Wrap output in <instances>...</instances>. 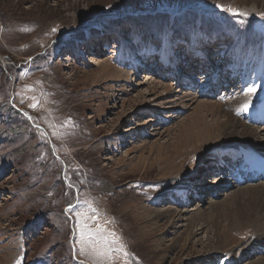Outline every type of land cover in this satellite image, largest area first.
Segmentation results:
<instances>
[{"label":"rangeland","instance_id":"1","mask_svg":"<svg viewBox=\"0 0 264 264\" xmlns=\"http://www.w3.org/2000/svg\"><path fill=\"white\" fill-rule=\"evenodd\" d=\"M227 70L208 96L202 74ZM262 97L264 0H0V264H264L263 236L233 213V194L264 181L226 186L212 156L234 143L189 138L199 102L249 125ZM143 206L159 225L133 218ZM99 225L127 256L81 255Z\"/></svg>","mask_w":264,"mask_h":264},{"label":"bare ground","instance_id":"2","mask_svg":"<svg viewBox=\"0 0 264 264\" xmlns=\"http://www.w3.org/2000/svg\"><path fill=\"white\" fill-rule=\"evenodd\" d=\"M203 58H205V60H209L208 54L203 53ZM106 62L101 61L98 63L99 68H101L103 71L110 70L109 68L110 66ZM165 62L167 63V58L165 59ZM146 75L150 81L152 79V76H150L148 73H146ZM210 81L214 82L212 80ZM168 90H170V88H168ZM186 95L188 96L189 94H186ZM239 99H241L242 106H243V104L246 102V99L242 97H239ZM246 111H249V109H247ZM194 113H195L194 115L195 119L193 121L192 127L189 129L191 130V133H189L190 135L189 138L191 139L193 137L195 140L190 142L191 145H193L195 142H200L201 144L203 143L202 145L200 144L201 145L200 147L207 146L213 142L220 144V142L229 141V142L234 143L229 153L218 154L217 152H215V154L212 156L214 157V159H217L218 161H221V160L223 161L224 160L223 156L225 155L226 156L227 155L236 156L239 154H243L242 150L245 148H247L248 151L257 152L260 155L262 154V152L264 154V139L263 140L261 138L259 139L260 134L263 130L259 132L256 126L253 127V126H250L251 124L249 125L246 123L244 124L240 119L235 118L233 117V115L224 111L223 108H221L220 104L215 103L213 101H208V100L201 101L197 104L196 107H194ZM217 113H219L218 116H217ZM209 114L214 116L212 123L205 121L206 116H208ZM219 115L221 117L223 116L224 119L223 120L222 118L220 119ZM200 126H202L203 129H200L199 128ZM239 127H242V131L238 130ZM179 139L181 140V138ZM182 144H183V147L186 145L185 143H182ZM198 145L196 144L195 146L192 147V149L194 148L196 149V151L197 149L199 150ZM176 149H178L179 152L182 151L180 146ZM185 149H186L185 152H189L188 151L189 147H186ZM219 156H221V159ZM235 159L238 160L237 158ZM237 165H239V163H237ZM204 172H205L204 167L203 168L200 167L197 169L198 174L200 173L203 174ZM225 181L226 180H224V183ZM229 182L230 181L228 179L226 182V186L227 184L229 185ZM236 185L237 184L234 183L233 186H236ZM185 189H186V192L183 193L184 198H186L189 195L188 193L191 192V190L189 191V189H191L190 186L186 185ZM245 189H248L249 191L247 192V194L245 193ZM107 190H112V187L108 185ZM233 198H234V205L236 206V209L233 211V213L237 212L236 215L238 214L239 216L242 215V217L246 218L247 220L250 221V223L254 225L256 234L258 233V234H261V236H263L262 239H260V242H258L257 244H260L264 248V183L257 184L256 186H246V187L240 188L238 192L233 194ZM154 210L155 209L152 210L150 208H147L146 206L137 208L136 214H134L133 218L143 219L145 224L157 226L159 225V221L163 218V216H165V212L163 211L158 212ZM167 211H171V210H167ZM204 213L206 214V212ZM219 214L217 213V217H219ZM200 216L199 215L196 216L195 214L194 217L187 218L186 220L189 222L188 225L190 227L193 226L195 223V220H197V218H199ZM224 234L225 233H223V231H216L217 243L218 241H221L222 239L225 240L224 238L226 237ZM250 249H253V248H250ZM249 255H250V252L247 251L246 256H249ZM261 258L264 259V257H261Z\"/></svg>","mask_w":264,"mask_h":264},{"label":"snow or ice","instance_id":"3","mask_svg":"<svg viewBox=\"0 0 264 264\" xmlns=\"http://www.w3.org/2000/svg\"><path fill=\"white\" fill-rule=\"evenodd\" d=\"M222 11H227L233 16H244L247 13L241 12L239 9H231L223 5H217ZM259 85L255 82L250 84H245L241 89V94L249 97L243 104V109L247 110L252 105V98L257 95ZM261 104H264V97L260 100ZM33 108L37 107V104L31 105ZM91 206V205H90ZM93 214L96 213V209H92ZM78 215H83L82 213ZM89 218H96L95 215ZM118 240L116 239V233L107 229L105 225H99L96 233H91L89 236L85 237L83 233L81 234V247L80 253L85 256H92L94 258H104L109 256L110 253L114 251H120L123 255L127 256L128 253L124 250L123 246L118 248H113V245H118ZM83 264V262H81Z\"/></svg>","mask_w":264,"mask_h":264}]
</instances>
